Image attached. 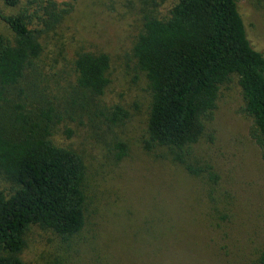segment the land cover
I'll list each match as a JSON object with an SVG mask.
<instances>
[{
  "label": "trees",
  "instance_id": "trees-1",
  "mask_svg": "<svg viewBox=\"0 0 264 264\" xmlns=\"http://www.w3.org/2000/svg\"><path fill=\"white\" fill-rule=\"evenodd\" d=\"M20 1L4 0L11 7ZM59 1H30L36 7L37 27L30 26L31 17L24 10L17 14L0 10V19L14 33L12 39L0 34V264H26L21 252L32 225L52 230L71 245L88 222L86 160L79 150L59 145L53 138L66 109L50 101L35 104L33 89L27 91L22 85L43 54L42 35L55 29L67 13ZM141 15L142 29L133 55L151 93L144 146L148 150L166 148L174 166L190 177L207 180L201 190L207 211L199 216L212 225V220L226 219L220 208L231 204L230 195L219 188L222 182L215 171L216 163L222 164L226 156L221 145L214 162L191 160L194 146L201 143L214 119L223 86L236 77L244 100L242 112L252 121L250 136L264 159V52L249 38L238 0H178L167 16ZM73 65L72 104L84 108L81 102H94L105 95L111 82L110 57L83 51ZM130 116L123 105L116 104L95 108L89 118L92 128L103 131L107 151L117 161L129 154L119 126L127 125ZM176 188L175 208L167 204L162 212L155 209L161 222L155 225V217L148 221V235L132 247L136 250L132 264H179L176 252L182 249V230L189 226L183 219L193 221L199 216L183 211L177 201L182 186ZM95 230L93 240L80 242L81 260L102 243L103 231L98 226ZM207 257L203 252L196 255V248L182 250V264L200 258L207 261ZM259 260L264 264V252Z\"/></svg>",
  "mask_w": 264,
  "mask_h": 264
},
{
  "label": "rangeland",
  "instance_id": "rangeland-1",
  "mask_svg": "<svg viewBox=\"0 0 264 264\" xmlns=\"http://www.w3.org/2000/svg\"><path fill=\"white\" fill-rule=\"evenodd\" d=\"M30 1L34 0H21L18 6L11 7L0 0V10L8 14L24 10L31 17L30 26L37 27L36 7ZM177 1H59L67 13L55 29L42 35L43 54L29 69L22 85L29 88L27 91L33 89L35 104L50 101L66 109L53 138L59 145L79 150L86 160L88 222L71 245L52 230L32 225L21 252L26 264H132L136 251L132 247L148 235V221L155 217V209L162 212L167 204L175 208L176 185L182 186V197H175L183 211L191 210L195 216L206 213L208 202L201 198V190L207 180L190 177L183 168L174 166L166 148L148 150L144 146L151 93L145 73L136 66L133 46L142 29L141 14L167 16ZM238 4L252 44L264 52V2L238 0ZM0 34L14 37L2 19ZM83 51L109 55L111 80L104 96L94 102H81L84 108L72 104L76 80L73 62ZM116 104L131 114L130 122L119 126L129 145V154L121 161L107 151L103 131L88 124L95 108ZM243 104L241 88L233 77L220 92L214 119L208 123L201 143L194 146L191 160L214 162L216 151L223 145L226 159L222 164L216 163L215 171L222 182L219 188L230 195L231 204L220 208L226 219H217L216 223L212 220V225L204 216L193 221L183 219L189 226L182 230V249L176 252L179 264L182 250L193 252L194 248L196 255L203 252L209 258L191 261L193 264H262L259 259L264 252V159L250 136L252 121L242 112ZM112 137L110 133L109 138ZM155 219V225L161 222ZM97 226L103 231L102 243L96 252L90 249L81 260L80 242L91 237L93 240ZM66 255L64 261L62 257Z\"/></svg>",
  "mask_w": 264,
  "mask_h": 264
}]
</instances>
